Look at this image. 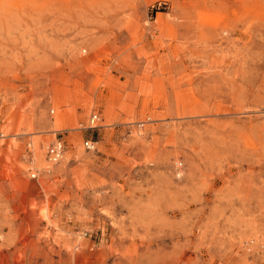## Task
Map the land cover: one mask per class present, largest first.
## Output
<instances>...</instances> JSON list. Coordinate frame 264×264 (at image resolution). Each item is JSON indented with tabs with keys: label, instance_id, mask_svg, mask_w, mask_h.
Wrapping results in <instances>:
<instances>
[{
	"label": "rangeland",
	"instance_id": "obj_1",
	"mask_svg": "<svg viewBox=\"0 0 264 264\" xmlns=\"http://www.w3.org/2000/svg\"><path fill=\"white\" fill-rule=\"evenodd\" d=\"M0 264H264V0H0Z\"/></svg>",
	"mask_w": 264,
	"mask_h": 264
},
{
	"label": "built area",
	"instance_id": "obj_2",
	"mask_svg": "<svg viewBox=\"0 0 264 264\" xmlns=\"http://www.w3.org/2000/svg\"><path fill=\"white\" fill-rule=\"evenodd\" d=\"M101 120V115L98 112H94L90 116L89 124L91 127L97 126L98 122ZM1 136H4L3 133H1ZM97 141L93 139H87L84 141V145L87 149H95L96 148ZM65 152V144L62 139H56L54 142H52L47 150V156L49 161L52 162H58L63 154Z\"/></svg>",
	"mask_w": 264,
	"mask_h": 264
},
{
	"label": "bare ground",
	"instance_id": "obj_3",
	"mask_svg": "<svg viewBox=\"0 0 264 264\" xmlns=\"http://www.w3.org/2000/svg\"><path fill=\"white\" fill-rule=\"evenodd\" d=\"M39 159H40L41 163H42V162L44 163L45 159L43 158V156H40Z\"/></svg>",
	"mask_w": 264,
	"mask_h": 264
}]
</instances>
